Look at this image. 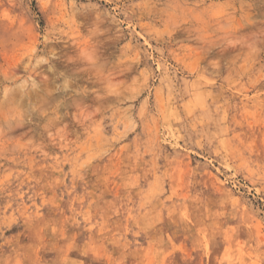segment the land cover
<instances>
[{"label":"rangeland","instance_id":"1","mask_svg":"<svg viewBox=\"0 0 264 264\" xmlns=\"http://www.w3.org/2000/svg\"><path fill=\"white\" fill-rule=\"evenodd\" d=\"M0 264H264V0H0Z\"/></svg>","mask_w":264,"mask_h":264},{"label":"bare ground","instance_id":"2","mask_svg":"<svg viewBox=\"0 0 264 264\" xmlns=\"http://www.w3.org/2000/svg\"><path fill=\"white\" fill-rule=\"evenodd\" d=\"M39 89V88H38ZM33 97V96H32Z\"/></svg>","mask_w":264,"mask_h":264}]
</instances>
